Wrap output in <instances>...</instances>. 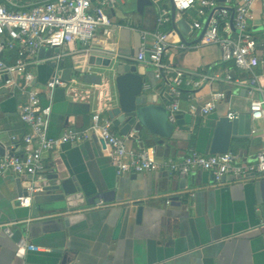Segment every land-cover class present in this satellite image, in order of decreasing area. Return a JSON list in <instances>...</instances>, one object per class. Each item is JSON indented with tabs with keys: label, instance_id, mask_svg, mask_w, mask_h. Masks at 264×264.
<instances>
[{
	"label": "crops",
	"instance_id": "crops-1",
	"mask_svg": "<svg viewBox=\"0 0 264 264\" xmlns=\"http://www.w3.org/2000/svg\"><path fill=\"white\" fill-rule=\"evenodd\" d=\"M118 2L110 10V16L121 28H114L109 36L102 30L95 33L92 43L85 47L71 42L58 52L43 55L38 52L37 63L32 67L34 81L31 89L43 104H51L52 114L49 135L59 137L65 130H89L97 112L105 114L108 96L106 80L100 86L77 82L78 75L96 72L88 69L87 53L91 48L115 49L129 63L154 72L149 65L140 63L136 56L141 44V31H155L162 11L168 12L169 21L161 30L169 34V48L164 58L166 64L184 72L182 95L179 99L181 113H191L197 124L191 130V138L180 140L174 148L154 151L139 140L126 138L134 149L150 150L157 161L173 158L180 160L191 149L207 155L212 135L210 124L222 115L237 113L251 116V132L241 140H235L231 152L243 163L252 162L256 154L264 151V117L253 118L251 104L260 98L259 92L249 94L251 74L232 63L222 61L221 50L215 44L203 42V30L193 27L196 21L207 24L206 18L197 15L196 7L178 13L171 0H150L141 12L120 13ZM220 8L233 9L238 0H216ZM0 2L7 4L6 0ZM112 10L117 11L116 14ZM233 15V14H232ZM232 15L221 25L223 34L233 37L237 31ZM183 20L184 30L178 25ZM248 33L256 42V56L260 64L254 73L264 89V15L261 0L253 5V19ZM153 41L152 37L147 42ZM183 45L184 48L179 46ZM60 56V58H58ZM132 56V57H131ZM6 61H15V52L6 55ZM53 64V66H52ZM70 71V86L76 84L89 90V97H74L68 88H47L54 76L63 77ZM200 88L193 89V82L203 80ZM158 84L160 92L161 82ZM239 90H246L241 96ZM10 89H0V142L10 148L7 153L22 152V137L27 131L19 119L22 96ZM214 93H223L208 115L202 107ZM167 105L173 97L166 95ZM196 110L191 112V107ZM115 129V128H114ZM118 133V130L115 129ZM119 134V133H118ZM48 175L61 173L74 177L88 196L112 194L113 200L100 199L99 203L77 209L83 218L60 232L59 217L43 216L24 219L28 225L29 244L42 249L27 251L24 258L15 256L16 244L10 237H2L5 243L0 249V264H59L66 255L69 264H264V178L238 179L225 176L216 180L212 172L179 176L168 171L154 170L118 176L111 160V150L106 142L92 135L80 144H63L53 152L43 155ZM29 175L8 174L0 178V207H6L15 221L27 217L29 207H21L16 201V179ZM186 180V183H182ZM170 201V203H168ZM144 207L142 222L135 223V208ZM130 210L131 222L124 221L117 237L114 232L122 210ZM127 211V212H128ZM112 214V215H111ZM6 220L2 213L0 221ZM110 220V221H109ZM7 222V221H6ZM16 224V223H15ZM15 231V227L9 225ZM20 229V228H19ZM63 248L64 253H52L53 248Z\"/></svg>",
	"mask_w": 264,
	"mask_h": 264
},
{
	"label": "built area",
	"instance_id": "built-area-1",
	"mask_svg": "<svg viewBox=\"0 0 264 264\" xmlns=\"http://www.w3.org/2000/svg\"><path fill=\"white\" fill-rule=\"evenodd\" d=\"M175 10L183 13L196 7L197 15L206 18L207 24L196 21L193 27L204 29L202 40L208 44H215L221 50L222 61L251 74L249 79V94L260 93V98L251 104L253 118L264 117V89L254 70L260 64L256 56V42L248 33L249 22L253 19V5L257 0H238L230 8H220L216 0H171ZM0 2V89H10L22 96L19 119L27 131L22 137V152L20 154L6 153L0 157V178L8 174L30 175L32 184L26 189V196H19L16 201L21 207H30L32 196L41 189L35 185L45 180L48 169L43 155L57 150L61 145L80 144L99 136L111 150V160L118 176L130 173H144L154 170L168 171L179 176H187L198 171L212 172L216 180L228 176L238 179L250 177L264 178V151L256 154L254 161L243 163L238 155L229 151L224 154L202 155L191 149L189 153L175 160L166 158L160 161L152 158L150 150L146 148L134 149L128 145L125 137L118 134L108 117L97 112L89 130H65L59 137L49 135L51 104H43L40 96L31 89L34 79L32 67L37 63L35 59L41 49L61 48L71 42H80L88 47L94 40L95 33L102 30L109 36L114 28L121 25L113 22L110 10L118 0H6ZM264 15V0H261ZM233 14L235 37L230 33L223 34L221 25ZM169 21L168 12L162 11L155 31H141V44L136 60L153 68L156 80L164 82L169 94L173 97L167 105L168 120L175 121V116L181 111L179 99L182 95L184 72L166 64L164 58L169 48V34L161 27ZM153 41L148 43L147 38ZM184 48L183 45L179 46ZM114 50L115 49H111ZM15 52V61H6L8 53ZM60 58V56H58ZM203 80L193 82V89L201 87ZM54 76L47 82L51 91L55 88H68V93L74 97H89V90H84L76 84ZM223 93H214L210 99L200 107L203 115H208L215 104L224 99ZM196 106L191 107V112ZM170 203V201H168ZM12 237L13 231L9 225H0V234ZM27 251L41 252L42 249L29 244L26 240L16 243L15 256L24 258Z\"/></svg>",
	"mask_w": 264,
	"mask_h": 264
},
{
	"label": "water",
	"instance_id": "water-1",
	"mask_svg": "<svg viewBox=\"0 0 264 264\" xmlns=\"http://www.w3.org/2000/svg\"><path fill=\"white\" fill-rule=\"evenodd\" d=\"M219 2L224 3L225 0H219ZM119 3L121 4L118 9L120 13H132L141 12L142 7L150 4L151 1L121 0ZM116 12L112 10V13L116 14ZM231 20L233 22V15ZM184 23L183 20L178 21L179 27L182 26L183 30L186 25ZM204 32L205 30H203V34ZM52 50L58 52L60 48L48 49L46 53L50 55ZM44 53L45 50L41 49L40 54ZM86 53L88 69L94 68L96 72L87 71L78 75L77 82L81 81L89 86H100L104 83V79L106 80L108 98L104 107L105 114L121 136L139 140L144 145L153 148L154 151L162 149L170 151L180 140L191 138V130L197 125L192 114H183L180 111L176 114L174 122L168 120V99L166 98V95H170L168 87L164 82H161L162 89L158 92V84L153 80L154 72H147L144 67L129 63L130 59L120 57L116 51L111 49L91 48ZM62 76V79L68 82L70 71L63 72ZM239 92L241 96H244L246 90H239ZM210 126L212 135L207 155L224 154L231 151L235 140L244 139L250 134L251 116L232 110L230 116L229 114L222 115L215 119ZM7 151H10V148L0 142V157H3ZM200 173L201 171L192 174L199 175ZM32 181L33 178L30 175L28 180L22 177L16 179L17 196L15 199L27 195L26 189L32 184ZM182 183H186V180ZM35 185L41 190L32 196L29 216L19 218V222H17L15 221L17 218H14L5 206L0 207V216L3 213L6 218V220L0 221V225H12L16 228L14 231L11 227L13 235L10 239L14 244L27 239L28 225H26L27 222L24 224L22 221L24 219L32 220L55 215L59 217L58 227L61 232L75 221L83 218V214L75 212L77 209L97 204L102 198L106 201L114 199L112 198L113 193L100 194L98 198L88 196L74 177L63 176L59 172L47 175L45 180L38 181ZM3 198L5 197L0 194V200ZM127 211V209L122 210L118 218L114 238L120 232L124 221L131 222L130 210ZM143 213V206L139 205L135 208V223L142 222ZM4 236V234H0V249L5 244L2 240ZM51 252L62 255L64 249L54 247ZM69 263L70 259L64 255L59 264Z\"/></svg>",
	"mask_w": 264,
	"mask_h": 264
},
{
	"label": "trees",
	"instance_id": "trees-1",
	"mask_svg": "<svg viewBox=\"0 0 264 264\" xmlns=\"http://www.w3.org/2000/svg\"><path fill=\"white\" fill-rule=\"evenodd\" d=\"M15 154H20V153H15Z\"/></svg>",
	"mask_w": 264,
	"mask_h": 264
}]
</instances>
